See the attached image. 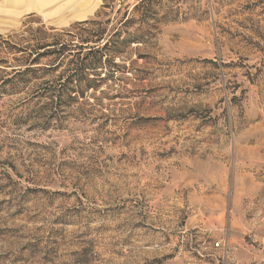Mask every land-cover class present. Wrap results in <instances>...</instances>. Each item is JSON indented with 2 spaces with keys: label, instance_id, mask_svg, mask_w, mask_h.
<instances>
[{
  "label": "rangeland",
  "instance_id": "1",
  "mask_svg": "<svg viewBox=\"0 0 264 264\" xmlns=\"http://www.w3.org/2000/svg\"><path fill=\"white\" fill-rule=\"evenodd\" d=\"M96 1L0 0V264H264V0Z\"/></svg>",
  "mask_w": 264,
  "mask_h": 264
},
{
  "label": "trees",
  "instance_id": "2",
  "mask_svg": "<svg viewBox=\"0 0 264 264\" xmlns=\"http://www.w3.org/2000/svg\"><path fill=\"white\" fill-rule=\"evenodd\" d=\"M55 45H58V44H55ZM66 48L67 47L65 45H61L60 49L56 53L59 57H62L61 62H63L64 59L66 58V57H64L65 52L68 51V49H66ZM39 49H41V48H39ZM87 55L92 56V52L87 54ZM68 56H70V54ZM88 56L83 57V58H79V56H78L77 58L68 60L67 64L70 65V67L67 68L68 73H67V76L65 77V80L69 81V80H73L76 78L78 80L81 74L82 75L85 74L86 69L91 68L88 66H95L96 63H99V59H97V58H89L88 59L87 58ZM63 86L64 85L59 84L58 88H63ZM75 86L76 85H74L73 87L75 88Z\"/></svg>",
  "mask_w": 264,
  "mask_h": 264
},
{
  "label": "bare ground",
  "instance_id": "3",
  "mask_svg": "<svg viewBox=\"0 0 264 264\" xmlns=\"http://www.w3.org/2000/svg\"><path fill=\"white\" fill-rule=\"evenodd\" d=\"M36 1H39V0H36ZM17 2H19V0H12V3L13 4H15V3H17ZM99 2V0H97L96 1V4ZM92 11V8H89L88 7V9L85 11L86 13H90ZM86 16V14H82V13H79V14H76L75 16H74V18H76V19H83L84 17Z\"/></svg>",
  "mask_w": 264,
  "mask_h": 264
},
{
  "label": "built area",
  "instance_id": "4",
  "mask_svg": "<svg viewBox=\"0 0 264 264\" xmlns=\"http://www.w3.org/2000/svg\"><path fill=\"white\" fill-rule=\"evenodd\" d=\"M217 245V244H216Z\"/></svg>",
  "mask_w": 264,
  "mask_h": 264
}]
</instances>
